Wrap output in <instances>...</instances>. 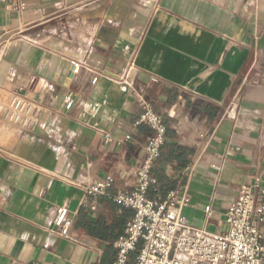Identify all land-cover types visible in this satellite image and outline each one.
Segmentation results:
<instances>
[{
    "label": "crops",
    "instance_id": "obj_1",
    "mask_svg": "<svg viewBox=\"0 0 264 264\" xmlns=\"http://www.w3.org/2000/svg\"><path fill=\"white\" fill-rule=\"evenodd\" d=\"M1 34L0 264L113 263L115 243L77 225L82 211L91 222L122 215L85 189L110 177L112 195L134 190L152 134L143 104L165 143L192 151L156 188L190 196V225L226 232L229 205L264 169V0H0ZM71 61L83 65L74 77ZM13 92L40 109L34 129L3 115Z\"/></svg>",
    "mask_w": 264,
    "mask_h": 264
},
{
    "label": "built area",
    "instance_id": "obj_2",
    "mask_svg": "<svg viewBox=\"0 0 264 264\" xmlns=\"http://www.w3.org/2000/svg\"><path fill=\"white\" fill-rule=\"evenodd\" d=\"M14 10L23 11V5ZM8 39L0 35V53ZM71 76H77L83 65L71 61ZM96 75L92 84L97 82ZM72 107L70 96L66 109ZM3 115L23 129H34L40 109L19 92H13ZM228 117L234 119L230 110ZM140 122L152 134L144 147V157L136 169V186L131 192L111 194L113 180L107 177L91 183L85 192L91 197H110L120 208L132 212L123 235L115 242L112 264H263L264 259V169L251 186L239 189L236 198L225 213L226 232L209 233L190 225L181 210L190 203L184 193L179 199L174 194L149 198L156 180L151 176L155 161L165 142L166 127L161 116L150 104H143ZM204 211L209 214L210 208ZM53 224L60 235L67 238L72 220L65 207L56 209ZM134 258L131 260V256Z\"/></svg>",
    "mask_w": 264,
    "mask_h": 264
},
{
    "label": "trees",
    "instance_id": "obj_3",
    "mask_svg": "<svg viewBox=\"0 0 264 264\" xmlns=\"http://www.w3.org/2000/svg\"><path fill=\"white\" fill-rule=\"evenodd\" d=\"M192 151L185 147L168 145L164 142L159 158L155 161L153 168L151 170V176L155 178L156 185L155 188H150L148 197L154 198L160 195L162 198L166 197L167 189L166 187L156 188L157 184L162 183L164 180V169L165 166L170 164L172 161H177L178 165L185 167L190 162ZM125 210L122 215L117 219L108 220L107 217L101 216L91 222L86 218L87 213L85 211L81 212L82 221L77 225V228L85 231L92 237H95L103 242H106L110 248L113 244L123 235L124 227L126 225L127 218L125 217ZM134 256H131V260Z\"/></svg>",
    "mask_w": 264,
    "mask_h": 264
}]
</instances>
